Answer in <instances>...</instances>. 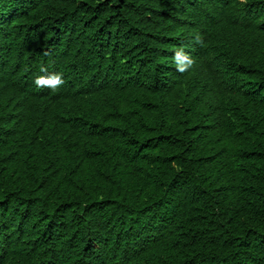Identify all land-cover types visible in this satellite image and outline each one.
Returning <instances> with one entry per match:
<instances>
[{
  "label": "trees",
  "instance_id": "trees-1",
  "mask_svg": "<svg viewBox=\"0 0 264 264\" xmlns=\"http://www.w3.org/2000/svg\"><path fill=\"white\" fill-rule=\"evenodd\" d=\"M0 264H264V0H0Z\"/></svg>",
  "mask_w": 264,
  "mask_h": 264
},
{
  "label": "clouds",
  "instance_id": "clouds-1",
  "mask_svg": "<svg viewBox=\"0 0 264 264\" xmlns=\"http://www.w3.org/2000/svg\"><path fill=\"white\" fill-rule=\"evenodd\" d=\"M191 61H189V64ZM179 71H184L185 69L183 67H180L178 69ZM46 71L43 67L41 68V72ZM65 83L63 79L62 73H54L47 76H38L34 80V84L37 88H48L53 91L57 90L60 86H62Z\"/></svg>",
  "mask_w": 264,
  "mask_h": 264
}]
</instances>
